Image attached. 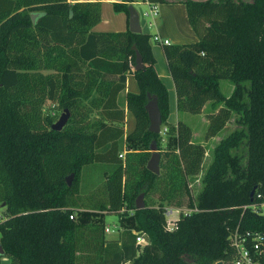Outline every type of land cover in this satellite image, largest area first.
<instances>
[{
	"label": "trees",
	"instance_id": "trees-1",
	"mask_svg": "<svg viewBox=\"0 0 264 264\" xmlns=\"http://www.w3.org/2000/svg\"><path fill=\"white\" fill-rule=\"evenodd\" d=\"M133 2L114 9L129 16ZM184 4L199 41L164 47L177 110L199 115L207 102L223 104L208 116L205 140L233 114L239 117L237 129L214 149L196 200L188 179L199 175L206 149L193 142L187 124L168 122L169 93L155 70L150 36L95 32L100 2L0 0V245L11 264H234L235 231L264 237V215L250 208L264 202V0ZM129 74L139 86V93L126 95L136 127L121 158L125 107L118 99ZM222 80L235 86L229 98ZM149 95L167 129L166 150L162 135L149 131ZM64 110L68 123L52 130ZM153 141L161 154L158 175L147 169ZM99 161L112 162L114 170L96 205L81 198V177ZM141 194L146 208L137 210ZM165 203L191 211L174 230L167 227ZM93 212L102 215L92 220ZM120 213L126 229L109 239L103 218ZM134 231L145 245L136 243Z\"/></svg>",
	"mask_w": 264,
	"mask_h": 264
},
{
	"label": "crops",
	"instance_id": "crops-1",
	"mask_svg": "<svg viewBox=\"0 0 264 264\" xmlns=\"http://www.w3.org/2000/svg\"><path fill=\"white\" fill-rule=\"evenodd\" d=\"M71 3L76 2H100L102 6L101 21L94 28L95 32H127L130 31L129 16L124 12H116L114 9L115 3H123L124 0H68ZM193 1H207V0H193ZM185 0H165L164 2L154 3L149 0H134L130 5L133 6L138 12L140 19H142V14L149 11L151 5H157L159 13L157 16H151L140 20L142 33L150 36V44L153 52V56L156 60L155 70L157 75L166 86L169 93V119L168 122L171 124H178L179 122H184L192 129L193 141L197 138L195 126L188 123V113L179 112L177 110V94L175 90V85L171 74L169 72L167 61L164 54L165 45L161 42H155L154 37H160L161 41L167 40L169 45H186L193 44L199 41V37L194 32L188 19L187 8L184 4ZM225 80L220 82V88L224 84ZM235 86L231 82L228 88V93L224 96L229 98L234 92ZM128 93H139V86L135 77L132 74L127 76L126 89L119 95V103L121 106L125 107V124H124V138L121 144V155L129 152L130 143L127 142L126 138L135 130L136 119L135 116L126 108V95ZM223 104H216L214 102H207L202 110V113L197 115L199 121L196 122L199 128L201 126V138L205 137L208 131L210 122L208 116L218 112ZM191 115V114H190ZM239 117L233 114L231 120L227 125L213 138L202 142H197V144L202 143L204 147L211 145L210 149L207 150L209 153L206 156H210V152H214L216 146L227 136L237 129L236 121ZM163 127V126H162ZM161 133L162 130H161ZM160 133V134H161ZM165 133H163L164 135ZM162 135V134H161ZM204 135V136H203ZM200 138V137H199ZM164 142H168L167 138H163ZM211 158V163L213 161V156ZM211 163H209L211 165ZM209 165V166H210ZM208 170V169H207ZM83 212V211H81ZM119 215V214H117ZM132 215V213H131ZM106 216V215H105ZM104 216V217H105ZM120 218V216H118ZM104 220V218H103ZM105 223V222H104ZM105 227H109L105 224ZM111 229V228H110ZM119 232V231H118ZM120 234V232H119ZM119 236L118 234L116 235ZM107 237L109 239H115ZM9 259L5 256L1 258V264H9Z\"/></svg>",
	"mask_w": 264,
	"mask_h": 264
},
{
	"label": "rangeland",
	"instance_id": "rangeland-1",
	"mask_svg": "<svg viewBox=\"0 0 264 264\" xmlns=\"http://www.w3.org/2000/svg\"><path fill=\"white\" fill-rule=\"evenodd\" d=\"M245 1H250V0H245ZM144 19L145 18L142 17V19H140V20L144 21ZM230 84H231L230 81L225 80L224 84L221 87V91L225 95L228 93V88L230 87ZM61 114H62V112L58 116L57 121L59 120ZM187 119H188L189 124H191L192 126H195L197 138L193 142L194 143L202 142L204 140V138L206 137V134H205L204 138L203 137L201 138V136H200L202 133L201 126L199 128L197 125H195L196 122L199 121L198 116L188 114ZM161 134H162V137L164 138L165 136L163 135V133H161ZM199 144L202 145V143H199ZM160 147H161V150H166L168 147V143L164 142L162 139V141L160 143ZM210 147H211V145H207L205 147L206 154H208V155H209V153L207 152V150L210 149ZM212 156H213L212 151L210 152V156L205 155L204 160H203V164H202V168H201L199 175L191 176L188 179L189 184H190V188H191V192H192V195H193L195 200L197 199V197L199 196V194L203 190L204 186H203L202 180H203V178L207 172V169L209 168V165H210L209 163H211L210 157H212ZM240 156H242V164L245 166L247 159H246V151L244 150V148L242 149V151H240ZM113 170H114V164L110 161H105V162L99 161V162H96L92 165H88V166L84 167L82 177H81V180H82L81 198L83 199V201H88L91 204H96V205H98L102 202V200L106 197L103 193L104 181L113 172ZM165 207L167 209L168 208H176L177 209V207L171 206L167 203H165ZM178 209L184 210L186 208H178ZM91 214L93 215L92 220H97L99 218V215H102L101 213H98V212H93ZM118 216H120V218ZM4 218H5L4 217V210L2 208H0V222H2L4 220ZM78 219H79V214H76L75 220H78ZM126 220H127V218H125L122 213H120L119 215L107 214L104 217L105 224L107 226H110V228L113 229L114 231H119L120 233L126 229V227H125ZM134 233H137V232L134 231ZM116 235H117V232H115L111 238H117ZM8 261H9V264H11L10 259Z\"/></svg>",
	"mask_w": 264,
	"mask_h": 264
},
{
	"label": "built area",
	"instance_id": "built-area-1",
	"mask_svg": "<svg viewBox=\"0 0 264 264\" xmlns=\"http://www.w3.org/2000/svg\"><path fill=\"white\" fill-rule=\"evenodd\" d=\"M159 13L157 5H151L149 11H145L142 14V17L147 18L151 16H157ZM155 42H162L164 45H169L167 40L161 41L160 37H154ZM162 132L166 133L167 129L162 127ZM121 158H124V155H120ZM258 199H263V196L259 194ZM250 208L258 214L264 215V202L260 204H253ZM191 211L188 209H176V208H166L165 217L167 220V227L169 230H174L176 228V222L180 218L181 214H187ZM70 219H75V215H71ZM115 232L119 235L118 231H114L109 227H105L104 233L106 237L112 236ZM110 235V236H109ZM136 243L138 245H145L146 239L143 234L135 233ZM232 243L237 253V258L234 261V264H264L260 261V257L264 254V237L260 233L245 232L240 234L238 231L232 235ZM129 264V263H127Z\"/></svg>",
	"mask_w": 264,
	"mask_h": 264
},
{
	"label": "water",
	"instance_id": "water-1",
	"mask_svg": "<svg viewBox=\"0 0 264 264\" xmlns=\"http://www.w3.org/2000/svg\"><path fill=\"white\" fill-rule=\"evenodd\" d=\"M72 16V13H71ZM37 15L32 16L33 22H36ZM129 23H130V32L132 33H141L142 27L140 23V16L136 9L133 6L129 7ZM143 60L139 53H137L136 57V64H135V71H139L143 69ZM149 102L146 105V111L148 113V118L150 121L149 131L153 134H160L161 129L163 126L162 121V115L161 111L158 105V100L155 97H152L151 95L148 96ZM70 119V112L68 110H64L57 122H55L52 126V130L54 131H62L63 128L66 126ZM151 152L152 156L150 160L147 163V169L153 173L158 175L160 173V159L161 154L158 151V144L156 141H153L151 144ZM75 175L72 174L69 177H67L66 181L68 186H70L73 182ZM255 190L252 192L251 196L254 195ZM144 194H141L135 202V207L137 210H142L146 208V205L144 203ZM4 207V204L2 205ZM0 255H4L3 248L0 245ZM217 264H224L222 261L218 262Z\"/></svg>",
	"mask_w": 264,
	"mask_h": 264
}]
</instances>
